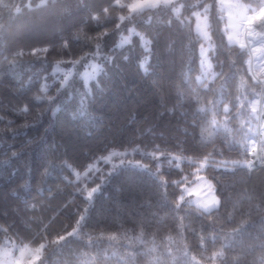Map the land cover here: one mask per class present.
I'll use <instances>...</instances> for the list:
<instances>
[{
  "label": "trees",
  "instance_id": "1",
  "mask_svg": "<svg viewBox=\"0 0 264 264\" xmlns=\"http://www.w3.org/2000/svg\"><path fill=\"white\" fill-rule=\"evenodd\" d=\"M182 3L178 14L171 9L129 14L135 19L116 29L128 9L115 0H0V244L6 239L43 244L35 264H80L91 257L94 264H213L209 258L222 248L230 251L227 264H260L264 169L249 170L241 163L248 161L247 138L255 136L250 101L264 93L252 90L258 81L251 76L246 47L226 40L216 0ZM110 4L109 13H103ZM203 4L209 5L212 45L205 73L191 16ZM95 15L99 22L91 18ZM129 25L140 35L130 34L117 47ZM104 32L108 35L97 40ZM97 43L100 56L92 55ZM81 57L79 65L94 59L106 74L87 80L92 92L83 106L76 93L85 91V80L70 78L72 98L53 115L46 98L36 99L45 96L41 86L48 85L46 95L57 103L64 100L52 68ZM144 57L147 74L138 67ZM24 105L29 112L18 113ZM260 122L264 128L262 116ZM121 150L128 151L122 157L137 163L111 168L104 182L85 186L75 178L74 171ZM14 151L19 158L9 160ZM153 151L164 155L153 159L148 155ZM208 153L214 164L199 173L212 182L219 208L213 215H201L194 204L177 210L183 188L171 182L196 180L195 168L183 157ZM97 184L99 191L86 203L88 189ZM81 214L87 217L83 230L67 237ZM60 235L66 241L55 243ZM201 236L207 237L203 243Z\"/></svg>",
  "mask_w": 264,
  "mask_h": 264
},
{
  "label": "snow or ice",
  "instance_id": "2",
  "mask_svg": "<svg viewBox=\"0 0 264 264\" xmlns=\"http://www.w3.org/2000/svg\"><path fill=\"white\" fill-rule=\"evenodd\" d=\"M43 3H47V0H42V4ZM115 4L116 6H119L120 8H127L128 12L130 14L132 13H142L143 10L145 9H158L160 11H163L165 9H171L173 12H176L177 14L179 13V7H184L185 5L181 4L179 7H177L176 5L173 4V0H137V2H133L131 4L128 5H124L121 4L120 0H115ZM30 6V5H29ZM214 6V5H213ZM110 7H112V5L110 4L109 7L104 8L102 11L103 13L107 14L109 13V9ZM231 7L236 8L241 10V12L243 13L242 15V19L244 22H246L247 25L250 26H254L255 29L257 30V35H262L264 36V0H249L248 3H239V0L237 3L231 5ZM209 7L205 6L204 11L205 14L208 12ZM21 11V9L18 7L15 9V12L18 14ZM251 11L252 15H247V13ZM197 17H199V13H196ZM94 20H97V22H99V15H95L91 17ZM119 21L120 23L116 24V29H120L121 28V24H123L126 20L131 22L132 20L135 19V16L129 15V16H124L121 15L119 16ZM125 27H127L125 25ZM128 31L130 33H135V29L131 28L128 29ZM136 35H140L139 33H135ZM108 33L104 32L101 34L100 37H97V40L102 39L103 36H107ZM206 35V39L210 40L211 37ZM141 40L144 42L145 46H147L150 42L148 40H145V38L143 36L140 37ZM229 42L232 43V37L231 35L228 36ZM128 39L124 38L120 44L117 45V47H121L124 43H127ZM65 47H67V45H65ZM240 48L243 50L245 48V45L243 43L240 44ZM147 50V47H146ZM260 51H264V42H262L260 44L259 49ZM44 52H47L48 49L45 48L43 49ZM35 54V50L34 53ZM16 55H23L22 52H18ZM87 55V54H86ZM92 55L94 56H100L101 55V44L97 43L96 44V52L92 53ZM207 56V49L204 48V45H201V64L203 66L204 64V58ZM84 57H81L80 60H75L72 63L75 64H79L81 62V60H83ZM105 61H110L111 57L105 56L104 57ZM147 62V57H144L140 62H138V67L141 68L142 70L145 71V74H147V69L145 68V64ZM92 72L91 73H85V91L84 92H77L76 94L80 97V104L81 106H83L86 102V98L88 96L91 95L92 89L88 88L87 86V80L89 79H95L97 74H106L104 73V69L98 65V64H92ZM208 67H211V64L208 65ZM56 71H61V69L59 68V66H57ZM72 76L71 71H69L68 73H65L63 80L61 81V85L60 88L57 89V92L60 93L61 95L65 96L64 100H61L59 103H57L56 98L52 97V96H47V92H48V85H43L41 86L40 91L42 93L45 94V96H37L36 99L40 100V99H47L50 102V110L52 111L53 115H56L63 107V105L65 103H67L72 97L71 94H69L67 92V89L71 87V84L69 83V78ZM199 79V78H198ZM253 79H256L255 76H253ZM98 86V85H97ZM64 89L65 91L63 93H61L60 89ZM259 88L261 93H264V81H258L257 85L253 86L252 90L254 93H256V89ZM257 95H259L260 93H256ZM264 98V97H262ZM239 97H236V101H239ZM260 103V100L257 99H253L250 101V106H251V112L252 113H256L257 112V107L256 105ZM233 107H235V102L233 103ZM240 107L243 108L244 104L241 102L240 103ZM16 111L20 114H26L29 112V107L27 105H24L22 108H18L16 109ZM81 111H83V107H81ZM200 111H203V109L201 108ZM262 114H264V109L261 110ZM223 116L225 120H228L230 118V109L228 104H224L223 106ZM257 119H259V117H256ZM3 117H0V120H2ZM11 123V122H9ZM217 123V121L215 120V118L212 120V124L215 125ZM262 127H264V125H262ZM261 136H264V132L261 133ZM253 144H255V142H253ZM251 152L254 156H256V158L261 162L264 163V147L261 148V151L259 153H257L256 148L253 146L251 148ZM113 155H116V153H113ZM148 155L152 156L153 159H158L159 155H164V153L160 152L158 153L157 151H153L151 153H148ZM20 153L18 152H12L11 157L9 158V160H11L12 158H19ZM212 158V153H208L207 155L201 157H188V156H184L183 159H185L188 162V165L190 167H194L195 168V172H196V179L198 181H203V177H201L200 175H198L199 172H201L203 169H205L208 166H211L214 164V161L211 159ZM105 160H107V158H103ZM175 159L179 160L181 159V156H176ZM4 162L0 161V165H2ZM169 163H171V161H169ZM245 167L248 168H252L253 164L251 161H246L245 162ZM54 167V166H53ZM177 168H179V164L176 165ZM88 170L89 172H94V171H100L98 168H96L94 165H89L88 166ZM30 171V169H29ZM51 174V170L46 168L45 169V175H50ZM99 179L101 180V182H104L106 180V177L101 174V176L99 177ZM185 181H187V177H185ZM165 181L161 180V184L162 186H166ZM172 184L176 185L177 187L183 188V192L181 193V195L179 196V199L177 200V202L175 203V208L177 210H180L182 208V205H191V204H195L197 209L202 210L201 211V215H213L214 214V210L218 209L220 206V200L219 198L215 195V189L214 187L208 183L207 184V194H208V198L201 202L199 200L197 201H190V200H186L185 199V195L184 193H187L189 196L192 195L194 189H190L187 187H184L183 183L181 181H172ZM207 183V182H205ZM199 187V185L197 186ZM100 189V184H97L96 187L91 188L90 191H87V195L85 197V202H90L93 200L94 198V194L97 193ZM197 195H199V192H197ZM33 207H35L33 205ZM87 211V209H85V212ZM231 218V216L229 217ZM87 222V217L83 214H81L79 216V218L76 220V227H74L72 229V231L67 233V237H76L77 235H79V233L83 230V227L85 225V223ZM234 232H241L243 231L242 228H234L233 229ZM109 240H115L116 237L115 236H110L108 237ZM207 239V237L205 236H201L200 240L203 243L205 240ZM61 241H66V237L64 235H60L57 239V241H55V243H59ZM93 238L91 236L88 237V244H93ZM214 247V245H212ZM27 247V246H25ZM45 246L43 244L40 245L39 248L35 249L36 253H40L41 250L44 248ZM261 256H260V264H264V240H262L261 242ZM230 254V251L227 249H223L221 251L218 252H214L213 255L209 258L213 264H216L217 259H220V264H227L228 261V255ZM20 255L23 256L24 255V248L20 249ZM85 257L89 256L88 253L84 254ZM40 257L39 255H35L32 258V261L30 262V264H35V261L38 260ZM95 257H91L90 259H81L80 260V264H94L95 261ZM193 260L195 259L194 257L192 258ZM0 264H23L22 260H12L10 258V253L5 252L4 256L2 258H0ZM253 264H255V261H253Z\"/></svg>",
  "mask_w": 264,
  "mask_h": 264
},
{
  "label": "rangeland",
  "instance_id": "3",
  "mask_svg": "<svg viewBox=\"0 0 264 264\" xmlns=\"http://www.w3.org/2000/svg\"><path fill=\"white\" fill-rule=\"evenodd\" d=\"M133 2H137V0H131L128 4H131ZM237 2L238 0H216L217 9L219 10V12L221 13L224 19L223 29L226 32V40L229 42L228 36L231 35L232 43H236V44L243 43L245 45L249 53V58H250L248 65H249L251 76L252 77L255 76L256 81H261L257 74H261L262 76H264V51L258 50L261 42L259 43L258 41H256L257 43H255V45H252V46L247 45L246 43L247 39L245 38V35H244V29H245L246 22H244L243 19L241 18L243 13L241 12V10L231 7V5ZM239 3H242V2L239 0ZM173 4L179 7L183 3H182V0H173ZM205 6L209 7L208 4H203L199 8H195L191 10V16L193 19V30L196 33V35L201 39V42L198 48V54H199V65L203 73H205L207 69L209 68L208 65L210 64V60H209L208 53L212 46L211 39L210 40L206 39V35H205L207 34V36L211 37L210 31H209V17H208L209 11L205 14V11H204ZM181 10H182V7H179V12ZM174 13L177 14L176 12ZM196 13H199V17H197ZM127 14L129 15L130 13L128 12ZM247 15H251V13L248 12ZM131 28H134V27L132 25H129L127 28V32L121 34V37L116 45L120 44L124 38L128 39L129 35L132 34L128 31V29H131ZM202 44L204 45V48L207 49V56L204 58L203 66L201 64V60H202L201 45ZM92 64L99 65V63L96 62L94 59H86L82 65H79V64L74 65L73 63H65V64L56 63L52 68V74L54 78H59L60 81H62L65 73H68L69 71H71L72 76L70 78H72L74 75H77L85 80V73H91L93 70L91 67ZM57 66H59L61 71H56ZM255 99L260 100V94L256 96ZM262 99L264 100V98ZM262 105L264 106V104L262 103V100H260V103L256 105L257 112L255 113V119H256L255 120V133H256V129L258 133V130L261 127L260 116L263 117L262 124L264 125V114H262V111H261L264 108H262ZM256 117H259V119H257ZM251 148L252 147L250 145L249 151H250L251 159L253 160ZM127 152L128 151L126 150H121L119 152L112 151L108 153L107 155L94 161L92 164H90V165H94L100 171L89 172L88 167H87L82 172L74 171L75 178L82 181V183L86 186V184L88 185L89 183L90 184L95 183V181H101L99 179L101 174L107 175L110 172V169L111 168L114 169L115 166L124 165L126 163L127 164L137 163V161H131L130 159L122 157ZM113 153H116V155H113ZM105 157L107 158V160L103 159ZM241 164L245 165V162H242ZM248 169L249 170H256V169L263 170L264 163H261L259 165L253 164V167L248 168ZM198 175L204 178L203 181H198L196 179L195 181H192L190 184L184 185V187L194 189L191 196H189L187 193H184L186 200H190V201L199 200L203 202L208 198L207 184L210 183L212 186L213 184L208 178L204 177L202 174L198 173ZM198 185L199 187H197ZM88 191L90 190L88 189ZM197 192H199V195H197ZM39 247L40 246L32 247L27 244H20L13 240L6 239L0 244V258L4 256L5 252H8L10 253V258L12 260H22L23 264H30V262L32 261V258L35 255L40 256V253H36L35 251V249ZM21 248H24L23 256L20 255Z\"/></svg>",
  "mask_w": 264,
  "mask_h": 264
},
{
  "label": "bare ground",
  "instance_id": "4",
  "mask_svg": "<svg viewBox=\"0 0 264 264\" xmlns=\"http://www.w3.org/2000/svg\"><path fill=\"white\" fill-rule=\"evenodd\" d=\"M244 35H245V38L247 39L246 43L249 46L255 45V43H257L256 41H258L259 43L264 42V36L257 35V30L255 29L254 26L245 24ZM260 128L258 130V133L256 134V137H255L256 140H253L255 144H253V141H250L251 139L249 140V143H248L249 146L251 145V147L254 146L256 148L257 153H259L261 151V148L264 147V136H261V133H262L261 130H264V128H261V130ZM252 157L254 160L253 161L251 159L252 164H256V165L261 164V162L256 158V156L252 154Z\"/></svg>",
  "mask_w": 264,
  "mask_h": 264
},
{
  "label": "water",
  "instance_id": "5",
  "mask_svg": "<svg viewBox=\"0 0 264 264\" xmlns=\"http://www.w3.org/2000/svg\"><path fill=\"white\" fill-rule=\"evenodd\" d=\"M253 140L254 139V137H249L248 139H247V142L249 143V140Z\"/></svg>",
  "mask_w": 264,
  "mask_h": 264
}]
</instances>
